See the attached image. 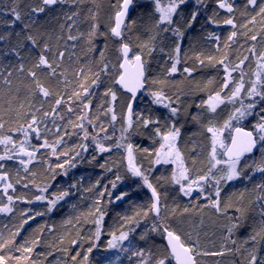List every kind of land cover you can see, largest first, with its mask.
Instances as JSON below:
<instances>
[{
  "label": "snow or ice",
  "instance_id": "obj_1",
  "mask_svg": "<svg viewBox=\"0 0 264 264\" xmlns=\"http://www.w3.org/2000/svg\"><path fill=\"white\" fill-rule=\"evenodd\" d=\"M81 0H39L38 3L31 5L29 11L22 14L19 0L11 7V15L13 20L10 21L12 26H15L17 22L20 24V31L15 33L9 32L6 34L0 33V41L7 42L14 35L16 37L15 46L11 48L3 49V55L7 56L14 53L19 59H23L21 56V49H24L26 45H30L35 48L40 46L42 51L38 56V61L33 65V68L46 67L49 71L46 73L49 77H55L58 75L57 69L61 67L59 63H55L50 60L48 56L44 53L49 52V46L47 43L39 45V41L36 36L32 34V29L38 23V17L50 10H54L57 5H78ZM193 0H151L153 5L154 13H156V18L153 22L152 27L149 31L152 33L148 41L142 42L137 45L138 48L142 50L140 52H133L132 47L129 42L125 40V36L128 32L131 31L132 26L135 25V20H129V10L130 8L134 9L136 0H117L118 7L116 8L115 14L113 17V24L109 27V32L112 37L117 38L120 43L117 48V51L120 53L119 59L122 61L118 67L123 71L118 73V77L115 79V83L119 84L127 92L131 93L129 101L126 105V110L123 115V120L125 126L121 128L120 141L127 139L125 135L128 133L134 124H138L145 129H149L150 133H154L156 136H159L162 141L159 150L156 152L155 163H173L176 165L177 171L172 173V182L180 186V191L185 196H190L194 191H198L202 198L209 200L210 203L204 205V207H211L215 210L216 213L226 214L228 208L233 207L229 203L221 206V192L228 182L239 180L244 177V172L247 169H253V171L245 179H251L252 176L256 173L264 174V115H260L259 121L253 126L255 133L253 131H244L241 127L237 126L242 120L246 117L254 114L255 109L259 107V113H264V51H261L259 54L256 52L255 45H252L248 51L257 56L256 66L257 71L253 73L254 79L246 80L245 77L247 73L244 70V63L249 59L248 56H244L242 59H239L238 63L231 64L226 63L228 60L227 53L224 54L222 58L216 60V57L209 55L205 58H201L203 53L196 54L195 59L199 64L203 65L205 59L212 63L216 61L219 65L222 66L224 76L222 82L219 85L218 90L209 94L206 102H201L198 107H206L207 111L211 113H216L217 109L224 104L232 105V111L228 115L227 119L224 121L221 127H216L211 122L208 123L206 131L211 133V149L208 156V166L207 170L195 169L196 160H192V168L186 166L184 157L178 147L179 139L181 136V128L177 126L176 118L179 117L181 113V97L179 94L169 96L161 87L160 90H148L147 94L152 97V103L155 105L162 106L165 109H168L170 117L165 121L163 127L164 131H161V120L152 115H144L139 111L133 110V104L137 102V93L145 89L146 84H159L161 86L169 83L165 79H146V65L148 60L145 59V53L143 49H147V55L151 56L152 52L156 51V42L160 37L161 33H170L171 37H175L173 40V47L170 52L166 53L168 59L172 61L170 66L166 70L167 76H172L173 74L179 71L178 65L181 63V46L183 44V38L185 36V31L187 29H192L194 24L197 22V17L200 15L199 9L201 7H207V0H194L196 5L195 10H190L189 15H184L183 7L192 3ZM216 6L218 9H224L227 13L232 14L237 9L234 7V4L230 0H216ZM251 8L255 10L252 14H249L248 9ZM219 13L213 11L212 16L207 18V22L210 24L219 25V21L215 19ZM248 17L243 24L239 27L246 29L243 33H238L237 31H231L228 36V41H233L238 34H242L247 39L256 41L258 36L249 28V25L255 26L257 24V17H260V23L264 25V0H246L244 5V11L241 13ZM80 16L78 10H73L70 13H64V18L69 21H73L72 25L68 26V36L67 39L75 41L82 36V33L73 35L71 33L72 27L75 26L76 17ZM98 13L91 12L90 19L93 23L90 26V30L87 34V43L89 44V51H93L92 47L93 39L99 35H106L99 32V24L96 22ZM225 25H230L232 29H236L238 25L235 22V16L230 15L223 19L222 21ZM64 25H61L63 28ZM252 32L253 34L249 35L248 33ZM208 38L219 41L220 37L214 33H208ZM162 43V41H161ZM242 46V45H241ZM107 45L105 44V48ZM225 48H229L230 44L225 42ZM217 50L220 49V45L216 44ZM161 53L165 52L164 47L160 49ZM131 53V56H130ZM64 57V52H59L56 54V58L59 61H62ZM101 66L99 71L95 73L89 69V73L85 74L84 69L81 68L78 70L77 78L80 81H87L89 75L93 77L91 80V85L86 86L85 83L81 82L79 87L82 91L73 90L72 93L68 96V99L65 100L64 96L56 94L55 99L52 102L51 110L43 111V117H52L53 128H48V122L44 119H38L36 113L41 112L44 102L53 95L52 91L46 87L38 77L36 71L32 69L27 70L28 76L32 77V86L29 87V91L33 97L41 96L40 107H35L31 102L28 103V108L33 109L34 111H29L26 115L29 117L28 121L25 124H20L17 128H9L8 131L20 132L23 134V139L16 141L13 140L11 135L2 134V130L5 129V122H3L2 117H0V145H3V151L0 153V183L3 184L2 192L3 195L7 197V203L3 206H0V213L11 214L15 211L13 204L16 200H21L24 203H34V202H44L46 204V209L44 211H36L34 214L29 215V210H21L20 212V221L14 230L9 229L8 236L5 237L3 232H0V264H37V261L32 260V253L34 249L40 245L41 237L43 235L44 225L39 226L35 229L37 235L31 238L24 239L23 243L17 245L16 237H18L21 231L24 230L25 225H28L31 220L36 219L38 216H43L47 213H51L57 206V204L64 200L70 195L69 190H60L56 193H49V188L52 187L51 183H47L44 186H39L35 184V181H32L34 187L37 188L39 194L35 195L34 199H25L24 197L9 195V190L11 189L15 192L14 184L9 180V173L4 171L6 164L5 161H15L20 166L25 173H29V166L34 163L41 162L42 158L37 156V153L40 151V148H46L50 150V155L55 156L58 160L60 156L69 157V152L67 149H64L57 152V148L64 141L65 135H68L67 128L64 129L63 134L56 136L53 141H49L46 136L41 135V127L46 132L49 133H60L61 128L56 125L55 121L57 119L64 120V115L58 114V109L61 104L66 105L67 112H73L74 109L71 106L73 98L78 100L82 105L83 114H77L76 122L72 121L70 118L68 120V125H71L73 128L81 129L83 133L82 139H89V131L85 127L83 121L87 120L88 124L93 125V121L88 118V111L90 110L91 99H88L87 103L84 102L82 97L89 96V88L91 86H98L100 83V73L103 72L108 74L107 63H103L105 60L104 52L99 53ZM185 59L187 56L185 55ZM19 72H24L25 67L23 63L17 65ZM115 67V66H114ZM7 68V66H3ZM194 69L190 67H184L182 72L187 74V76H192ZM233 73H237L236 76ZM12 71L7 72V76L4 77V83L10 85L11 81L8 77L12 76ZM0 76H3V69L0 68ZM59 76L63 77L64 73L60 72ZM213 81L209 80L207 83L211 84ZM64 83L67 85L70 83L66 78ZM231 85V87H230ZM105 96L110 97V106L103 113L104 115H110V121L115 122L117 120V113L115 111L114 102L117 100V95L111 88H109L105 93ZM249 101L245 103V101ZM237 103L239 106L237 107ZM175 105V106H173ZM21 108L24 107L23 104L20 105ZM259 113H256L259 115ZM135 116V120L133 117ZM98 118V117H97ZM193 120H198L199 116H193ZM233 121L236 124H233ZM151 125L155 127L150 128ZM100 132H106L107 129L103 124L99 125ZM225 129L234 132L235 135L231 138V143L228 144L224 141L223 132ZM34 134V137H33ZM75 134V133H74ZM93 135L91 137L95 148L98 149L100 153L112 151V146H106L97 139V136ZM31 138L36 140H42V144L35 145L32 144ZM105 139H111V136H105ZM257 144L260 145V151L262 158L259 162L253 160L252 163L245 162L241 166V158L246 153H252L254 149L257 148ZM76 147L81 148L83 151H87V145L81 144L76 145ZM116 148H123L127 153V170L131 173L133 177H139L144 186H146L151 192V202L145 207L142 205L135 206V211L132 215H124L120 217L121 223L116 227V229L109 230L104 233L103 221L107 215L105 205L111 204L119 201H123L128 195L127 192H120L113 197L112 191L109 190L108 185L103 187V190L97 194V198L94 200L92 208L86 214L92 217L91 223L95 225V231L93 236L87 239L89 247L86 250L87 254L83 256L82 264H89V255L93 251L94 247H98L99 240L102 233L107 234L110 239L107 241L108 250H116L117 253H130L136 257H139L138 264H170L172 260L175 261V264H201V261L198 257L202 256H224L226 252H240L241 249H228L226 245L223 246L224 250L219 251H208L202 250L200 246L199 237H193L191 232L181 233L180 231L174 229L170 224L165 222V217L161 216L162 208L167 210V205H161V193L158 192L157 188L149 181L148 175L141 171V168L136 165L134 162L133 156V145L130 143H117L114 145ZM218 148L222 149V153L218 154ZM143 151L147 152L148 149ZM79 151L75 152V155L70 156L63 162L57 163L55 166H48V171L51 173V179H55L56 175L61 174L64 176L68 175V168L75 167L73 161L76 159V156H80ZM218 155L221 157H227V159L218 158ZM95 159V156H93ZM224 165V167L216 169L218 166ZM104 167V165H101ZM56 169H63L62 173H56ZM111 168H107L106 171H111ZM194 173V174H190ZM17 175L19 176V170H17ZM30 175L35 177L37 173L35 171L30 172ZM122 181V178L119 174L115 176L114 180H111V189L115 190L117 188V182ZM16 183H21L20 179L16 180ZM211 185L214 198L211 194L205 195V186ZM76 184L70 183L69 188H76ZM97 186H99V181H97ZM24 188H28L29 184L24 183ZM92 189H89L91 191ZM252 191L256 193L252 203L255 204V212L259 217L258 229H253V233L244 241L245 244L251 243V249L244 248V251L247 252V264H264V255H260L261 246H264V182L257 183L252 188ZM47 194V195H46ZM106 197V199H105ZM230 200V198H229ZM239 205L235 206V212L239 213L236 217H229L230 226L227 227V235L225 237L231 244L235 245L237 241L232 238L234 231L243 226V222L246 219L245 212L246 208L243 206L244 193L239 194ZM202 210V209H201ZM185 213L189 212V208H184ZM149 214H153L155 218L151 227L145 232L139 235L140 241L149 242V233L157 234L163 237L166 240L165 251L162 255L155 256V254L150 249L136 248L134 240L130 239V236L135 233L136 228L139 227L142 219H146ZM139 218V219H138ZM67 224H72V220L69 219L66 221ZM7 228V225H5ZM51 231V230H50ZM79 236V231L77 232ZM125 241H128V245L124 244ZM61 244L64 242L62 239L59 241ZM79 243L77 239L71 241L72 245ZM51 247V245H49ZM5 249L8 251L5 252ZM67 251V249H63ZM15 253H20V255H15ZM80 256L79 251L71 257L72 261ZM119 259V256L116 257ZM56 264H60L59 261ZM103 264H108V259L103 262Z\"/></svg>",
  "mask_w": 264,
  "mask_h": 264
},
{
  "label": "trees",
  "instance_id": "obj_2",
  "mask_svg": "<svg viewBox=\"0 0 264 264\" xmlns=\"http://www.w3.org/2000/svg\"><path fill=\"white\" fill-rule=\"evenodd\" d=\"M16 2L17 0H0V33L2 34L9 32L15 33L16 31L21 30L19 22H17L15 26L10 24V21L13 20L10 10ZM38 2L39 0H19L22 14L29 11V7ZM230 2H232L237 9L232 14L227 13L224 9H218L216 6V0H207V7H201L199 9L200 15L197 17V22L192 29H187L185 31L183 44L181 46V63L177 66L179 71L175 73L174 76L166 75V70L172 63V61L168 59L166 53L171 51L175 37H171L170 33H161L156 42V51L153 52L152 59H158V62L156 63L157 66L153 69L158 75H160L159 79L174 77V79L179 80V83L177 82L176 84L177 89L180 91V107L183 110L181 119L183 122V129L180 127L181 139H185V137L187 138V129L189 131L192 130L190 120L192 117L193 105L196 101L201 100V98H207L209 94L215 91L213 89L215 87V82H212L211 84L207 83L211 79V73L216 77V81L219 85L224 76L222 66L216 63V61L209 63L205 59V63L201 65L195 59L196 54L203 53V56L201 57L202 59L212 55L216 57V60H219L225 53H227L228 60L226 63H229V61L232 62V59H235L238 63L239 59H242L244 56H248L249 59L251 58V53L248 49L254 44L252 40L247 39L242 34H238L233 41H228V36L231 31L235 30L238 33L246 31V29L239 27L248 18L241 15L244 11L246 0H230ZM114 5L118 7L117 0H81L78 5H57L54 10H50L37 18L38 23L31 31L39 41V45H43L44 43L48 44L50 51L44 54L48 56L50 60L61 65V67L57 69L58 75L55 77H49L46 75L49 71L46 67L42 66L38 69L33 68V65L38 61V56L42 51L40 46L33 48L30 45H26L24 49L20 50L21 56L23 57L21 60L16 57L14 53L7 56L3 55V49L15 46L16 37L14 35L7 42L0 41V68L3 69V76H0V117H2L3 122H5V129L2 130V134L11 135L13 140L16 141L22 140L24 138L23 134L15 131L9 132L8 129H15L20 124H25L29 119L26 114L29 111L35 110V108L29 109L28 103L31 102L38 108L43 99L41 96L33 97L31 95L28 86H32L33 89L34 86L32 85V77L27 74L28 69L36 71L41 82L53 93V95L47 98L44 102L41 112L36 113L38 119H44L48 122V128H53L52 117H43L42 112L51 110L52 102L55 99L56 94L64 96L65 100H67L73 90L82 91L79 87L81 82L85 83L86 86L91 85V80L93 79L91 75H89L87 81H80L76 74L81 68L84 69L85 74L89 73V69H91L93 73L99 71L101 66L99 53L101 51L104 52L105 56L103 63L109 65L108 74L103 72L100 73L99 85L91 86L89 88V96L82 97L85 103H87L88 99H91L90 110L87 115L88 118L93 121V124L97 126L93 127V125L88 124L87 120L83 121L85 127L89 131V139H82L83 133L81 129L73 128L71 125H68L69 118L76 122L77 114H83L82 105L75 98H73L71 103V106L74 109L73 112H67L66 105L64 104H61L60 108L57 110L58 114L62 113L65 117L64 120L57 119L55 121L56 125L61 128L60 133H49L41 127V135L46 136L50 142L53 141L56 136L63 134L64 129L67 128L68 135H65L64 141L57 148V152L59 153L60 151L67 149L69 157L75 155V152L77 151L81 153V155L76 156V159L73 161L75 167L66 165V168H68L67 176L58 174L54 180L51 179V173L48 171V166H55L57 163L63 162L69 157L60 156L58 160L55 156H51L50 150L46 148H40L37 156L41 157L42 160L39 163L30 165L29 173L23 172L22 166L15 161L3 162L6 164L4 171L9 173V180L15 186V192L10 189L8 193L9 195H13L14 197L20 196L30 200L34 199L35 195L39 193L37 188L32 184L33 180L36 185L41 187L47 183H51L52 187L49 188V193H56L62 189L70 191V195L60 201L51 213L38 216L36 219L31 220L28 225H25L24 230L21 231L20 235L16 237V244L19 245L23 243L24 239L37 235L35 229L39 226H45L43 228L41 243L31 254L32 260L37 261V264H56L57 261H59L60 264H82L83 256L87 254L86 250L90 246L88 240L83 238L90 239L95 231V225L92 223L91 225L88 224L92 217L82 215L89 211L85 199L88 188L92 187L97 190H103V187L108 185L109 190L112 191L113 197H115L116 194L122 191L127 192L131 186L138 182L139 187L136 189L138 192L137 194L132 193L133 191H130V193L127 192L128 195L123 201L105 205L107 215L103 221L104 233L109 230L114 231L121 223L120 217L124 215H132L135 211V206L142 205L146 207L151 202V192L143 185L139 177H133L127 170L128 161L127 158L125 160V154L123 153L124 149L114 147L117 143H130L133 145L134 152L138 150V154L143 155L142 150L146 141L149 140L146 133L150 130L145 129L138 124H134L135 128L125 134L127 139L120 141V139L118 140V138H116L115 126H113L110 121L111 114H103L110 106V97L104 95L109 88H111L117 95V100L114 102L115 111H124L125 105H127L129 101V96L114 82L118 77V73L121 72V69L118 67L121 63V60L119 59L120 53L117 51L120 41L117 38L112 37L109 32V27L113 24L112 18L116 10ZM182 7L185 16L189 15L190 10L196 9L194 0L192 3ZM73 10H78L80 16L74 18L75 26L72 27L71 33L73 35H77L78 33L83 34L75 41L67 39V29L69 25L73 24V21L64 18V13H70ZM214 10L219 13V15L215 17V19L220 22L218 26L207 22V18L212 16ZM254 11L255 10L251 8L248 9L249 14H252ZM91 12L98 13L96 22L99 24V32L106 34L99 35L93 39V51H89V44L87 43V34L93 23L90 19ZM156 15L151 0H136L135 7L131 10L128 17L129 20H135L136 23L132 26L131 31L125 36V40L130 43L133 52H140L142 49L138 48L137 45L148 41L150 35H152L149 29L152 27ZM230 15L235 16V22L238 25L236 29H232L230 25L222 23L223 19ZM260 20L261 18L257 17V24L255 26L249 25V28L253 29L258 38L264 36V25L260 23ZM61 25H64V27L61 28ZM208 33L218 35L220 37L219 41L208 38ZM248 34L251 35L253 33L249 32ZM225 42L230 44L229 48L224 47ZM105 44L107 45L106 48ZM216 44L220 45L219 50H217ZM160 46L164 47L165 52L158 56L157 52L159 51L160 53ZM59 52H64L62 61H59L56 58V54ZM143 52L145 53L144 58L148 60L147 49H143ZM185 55L187 56V59H185ZM20 63L24 64V72H19L18 70L17 65ZM3 66H7V68H3ZM184 67L194 69L192 76L189 77L182 72ZM255 67L256 64L254 63V59L253 62L246 61L244 63V70L247 73L246 80L254 78L253 73L257 71V67ZM146 69L147 76H150L154 71L152 69V63L149 62V60ZM8 71H12L13 73L11 77H8L11 81L10 85L4 83V77L7 76ZM60 72L64 73L63 77L59 76ZM65 78L70 81L67 85L64 83ZM163 90L165 92L167 91L165 89ZM146 91H148V84L146 86ZM168 95L170 96L169 93ZM248 102L249 101L247 100L245 101V103ZM21 104L24 105L23 108L20 107ZM253 111L254 113L259 112V107ZM101 124L107 129L106 132L99 131L98 126ZM237 126L248 127L252 131L254 130V127L249 125V123H240ZM152 127H155V125L150 126V128ZM97 133H99L97 139L101 140L106 146H112V151L100 153L98 149L95 148V144L91 137ZM130 133H134L135 136L133 137ZM202 135L203 134H200V136ZM105 136H111V139H105ZM230 136L231 131L224 134V139L228 141V138L230 140ZM31 142L32 144L40 145L43 141L31 138ZM81 144H86L88 146L86 152L81 148L76 147V145ZM3 147V145H0V153H2ZM256 154L257 153L254 155ZM254 155L248 156L244 159H248ZM93 156H95V159H93ZM101 165H104V167H101ZM107 168H111L112 170L106 171ZM17 170H19V176L17 175ZM32 171L37 173L35 177L30 175V172ZM63 171V169H56V173H62ZM141 171L148 175L149 181L157 188L158 192L161 193V205H167V210L162 208V212H164V216H166L165 222L170 224L174 229L178 230V222L186 223L191 217L200 213L198 207L207 211H214L211 207H204V205L209 204L210 201H206L193 195L185 197L188 200L187 204L185 201H181V199L175 198V201L172 199L170 200L166 197V193L162 191L163 188L160 187L161 180L158 177L159 169L143 165ZM117 174L121 176L122 181L117 182V188L112 190L109 182L114 180ZM167 175L169 176L170 173L167 172ZM133 178L136 179L132 182V180H134ZM17 179H20L21 183L17 184ZM97 181H99V186H97ZM24 183H28L29 187L24 188ZM70 183L76 184V188L70 189ZM2 188L3 184L0 183V206L7 203V197L3 195ZM167 193H169V191ZM211 196L214 198L213 195ZM240 203V201H237L234 205V209L235 206ZM244 203L245 201L243 202V206L247 208ZM184 204H186L188 206L187 208L190 210L187 213L183 211V209L186 208V205ZM13 207L15 211L11 214L0 213V232H3L5 237L8 236L9 229L14 230L15 226L18 225L21 218V210H29V215H32L36 211H44L46 209V204L44 202H34L29 204L24 203L21 200H16ZM169 211H171V213ZM68 213H70L71 216H67ZM213 213L218 219L224 218L222 217V214L216 215L215 211ZM169 214H171V218H167ZM238 215L239 213H236L235 210H229L227 212V216H232L233 218ZM153 217V214H149L145 219L146 222H151ZM245 217H250L247 211L245 212ZM69 219L72 220V224L66 223ZM227 220H229V218ZM142 222L139 227L136 228L135 234L141 227ZM5 225H7V228H5ZM247 230H249L248 227ZM247 230L244 228V231H246L247 234L252 232V230ZM78 231L79 236H77ZM104 233H102L100 237L98 247H94L97 251L95 255L99 254L98 250L107 249V246L105 247L104 243H106L105 240H109L110 237ZM61 239L64 241L62 244L59 242ZM73 239H77L79 243L72 245L71 241ZM159 241L161 244L158 249L161 248V253H164L166 241L161 236L159 237ZM151 244L155 247L154 240L150 242V245ZM49 245H51V247ZM63 249H67V251H63ZM7 251L8 250L5 249V252ZM78 251L80 256L76 261H72L71 257ZM94 252L93 249L89 255V264H98L99 260H95L97 258L96 256H94L95 259L93 258L94 260H92ZM18 254L20 253H15V255ZM156 255H158V253H156ZM242 259L243 258L235 260ZM9 264H12V262H9ZM29 264H31V261ZM170 264H175L174 260H172Z\"/></svg>",
  "mask_w": 264,
  "mask_h": 264
},
{
  "label": "rangeland",
  "instance_id": "obj_3",
  "mask_svg": "<svg viewBox=\"0 0 264 264\" xmlns=\"http://www.w3.org/2000/svg\"><path fill=\"white\" fill-rule=\"evenodd\" d=\"M253 42L254 44L252 45H255L257 54H259L261 51H264V36L258 38L257 41H253ZM157 54L158 56H160L161 52L159 53L158 51ZM152 55H153V52L151 56L147 55V58L149 62L152 63L153 65L152 68H155L156 67L155 64L158 62V59H152ZM253 59H254V63L256 64L257 56H254V55L252 56V54H251V58L247 60V62H250V61L253 62ZM229 62L231 64L237 63L235 59H232V62L231 61ZM155 72L156 71L154 70L150 76H147V80L159 79L160 75H158L157 72L156 73ZM233 75L236 76L237 74L233 73ZM172 76H174V74ZM210 76H211L210 80H213V82H215L214 83L215 87L213 89L216 91L218 90L217 87L219 88V83H217L216 77L212 73ZM165 79L169 81V83H166L163 86L159 84H148V90H158V89L160 90L162 87L163 89L167 90L166 93L167 94L169 93L170 96L174 97L175 95L179 94L180 91L177 89V84H176L179 80L174 79V77L165 78ZM138 99H137L138 104L136 103L134 112L139 111L144 115L150 114L156 118H159L161 120V131L163 132L165 130L163 125L165 121L168 120L170 117V113L168 109H165L162 106L153 104L152 97L147 94L146 90L144 91L143 94L139 96ZM207 99L208 97L205 99L201 98V100L196 101V103L193 105V108H192L193 112L191 115L192 117L198 115L199 119L193 120L191 117L190 126L192 125L191 126L192 130L189 131L187 129V138L186 137L185 139L180 138L179 143H178V147L180 148V151L184 157L186 166H188L189 168H192L193 167L192 160L195 159L196 160L195 169L197 171L199 170L206 171L207 166H208V156H209V152L211 149V133H208L206 131V127L208 126V123L211 122L216 127H221L224 121L227 119L228 115L232 111V105H229V104L221 105L217 109L216 113H211L207 111L206 107H198V105L201 102H206ZM236 106L238 107L239 104L237 103ZM125 110H126V105H125L124 111L116 110L117 120L115 122H111L113 126H115L114 127L115 135H116V138H118V140H119V135L121 133V128L125 126L124 120H123V115H124ZM182 112L183 110L181 108V113L179 117L176 118L177 126L181 128H182V123H183L181 120L182 114H183ZM256 113H259V112H255L253 115L246 117L240 123H249V125L254 126L259 121L260 115H264L262 113H259V115H257ZM133 119L135 120V116L133 117ZM233 124H236V122L233 121ZM133 128H135V125H133ZM253 131L255 133V130ZM228 132H230V130L228 129L224 130L223 137H222L223 139H224V134ZM130 134H132L133 137L135 136L134 133H130ZM146 134L148 135L149 140L146 141V144L143 150L148 149V151L145 152L142 150L143 155L138 154V150L135 152L133 151L134 162L140 168H142L143 165H145V166H149V167L152 166L153 168L159 169L158 177L161 180L160 187L163 188L162 191L166 193V197L169 198L170 200L172 199L173 201H175V198L181 199V201H185L187 204L188 200L185 197H189V196H185L180 191V186L172 182V179H171L172 173L174 171H177L176 165L173 163L157 164L154 162L156 159V152L159 150L162 141L160 140L159 136H156L154 133H150V131ZM200 134H203V135L200 136ZM224 141L226 143H229L228 142L229 138H228V141H226V139H224ZM123 151H124L123 153L125 154V160H126L127 153L125 152V150ZM219 151L220 153H222L223 150L218 148V154H219ZM218 158H222V157L218 155ZM261 158H262V155H261L260 145H259V149L256 155L248 159H241V166H243L245 162L252 163L253 160H255L256 162H259ZM221 167H224V165L218 166L216 171H218L219 168ZM252 171L253 169H247L244 172V177H247ZM167 172L170 173L169 176L167 175ZM190 174H194V173H190ZM244 177H242L239 180L228 182L227 185L224 187L223 191L221 192V196H220L222 207L225 205V203H229V202L233 205V207L228 208L227 211H229V210H235L234 205L237 201H239V194L241 192L244 193V201H245L244 204L245 206H247V208L246 207L245 208H246L248 215H250V217H246V219L243 222V226L234 231L232 238L237 241L235 245L231 244L228 240L225 239L227 235L226 229L227 227L230 226V221L225 218L218 219L217 217H215L213 213L215 210L212 212L211 210H208V214L210 215L209 220L206 219L207 217L206 214L197 213L196 215L191 217L186 223H179L178 221H177L178 223L176 222L178 224V231H180L181 233L191 232L193 234V237H196V236L199 237L200 246L202 250H208V251L224 250L223 248L224 245H226L228 249H241L240 252H226L224 256L198 257V259L201 261V264H247L248 256H247V252L244 251V248L251 249L252 244L251 243L245 244L244 241H246L247 238L253 233V227L255 229H258L259 227V224H258L259 217L256 215V212H255L256 206L255 204L252 203V200H254L256 193L252 191V188L254 187L255 184L264 182V174L256 172L250 180L245 179ZM133 179L134 180H132V182L135 181L136 178H133ZM138 187H139L138 182H136L133 186L129 188L127 192L130 193V191H133L132 193L137 194L138 192L136 191V189ZM89 189H92V190L89 191ZM100 191L102 190H97L92 187L87 189L85 199L87 201V206L89 209L93 205L94 200L97 198V194ZM148 191L150 190L148 189ZM168 191L169 193H167ZM208 194H211L214 196V192H213L211 185L205 186V195H208ZM192 195L198 198H202L201 194L198 191H194L193 193H191L190 196ZM206 201H209V200H206ZM186 207L188 206L186 205ZM169 212L171 213V211ZM215 214L217 215L220 213L215 212ZM67 216H71V214L68 213ZM161 216L166 217L164 216V212L162 211H161ZM167 218H171V214H169ZM154 219H158V218L153 217L151 222H146L145 219H142L143 222H142L141 227L138 229L136 234L134 233L130 236V239L134 240L136 248L150 249L155 254V256H159L163 254L161 253L162 252L161 248L158 249V247L161 244L159 241V237H160L159 235L154 234V233H149V242L147 243L145 241L139 240V235L151 227V224ZM90 221L88 222V224L91 225ZM247 227L249 228V230H247ZM244 228H246L247 231L252 230V232L247 234L246 231H244ZM153 240L155 242V247L154 245L150 246V242ZM107 241L108 240H105L106 243L103 242L105 244V247L107 246ZM124 244L127 246L128 241H125ZM93 249L95 252H94V255L92 256V260H94L95 259L94 256H96L97 258L95 260L96 261L99 260L98 264H103V262L106 261V258L108 259V264H138L139 262V257L131 255L130 253H117L116 250H108L105 248L104 250L97 249L99 254L95 255L97 251H96V248H93ZM156 253H158V255H156ZM260 255H264V246H261ZM117 256H119L118 260L116 259ZM239 258L240 259L243 258V259L235 260Z\"/></svg>",
  "mask_w": 264,
  "mask_h": 264
},
{
  "label": "water",
  "instance_id": "obj_4",
  "mask_svg": "<svg viewBox=\"0 0 264 264\" xmlns=\"http://www.w3.org/2000/svg\"><path fill=\"white\" fill-rule=\"evenodd\" d=\"M131 10H132V8H130V10H129V14H130ZM130 56H131V53H130ZM121 62H122V61H121ZM121 71H123V70L121 69ZM118 86L122 89V91H123L125 94H127V95L130 97L131 93L127 92V91H126L125 89H123L119 84H118ZM145 90H146V85H145V89H144V90H141L140 92L137 93V99L139 98V96H140L141 94L144 93ZM135 105H136V103L133 104V110L135 109ZM239 127H241L244 131H252V130L249 129L248 127H243V126H239ZM254 134H255V133H254ZM233 135H235V133H234V132H231V136H230V140H229V143H228V144L231 143V138H232ZM258 149H259V144H257V148L254 149V150L252 151V153H246L241 159H244V158H246V157H248V156L254 155L255 153L258 152ZM224 159H227V157H224ZM165 241H166V240H165ZM174 262H175V261H174Z\"/></svg>",
  "mask_w": 264,
  "mask_h": 264
},
{
  "label": "bare ground",
  "instance_id": "obj_5",
  "mask_svg": "<svg viewBox=\"0 0 264 264\" xmlns=\"http://www.w3.org/2000/svg\"><path fill=\"white\" fill-rule=\"evenodd\" d=\"M161 47V46H160ZM160 49V48H159ZM156 65V64H155ZM153 66V65H152ZM157 66V65H156ZM161 67H162V65H161ZM153 69V68H152ZM146 79H147V73H146ZM146 86H147V84H146ZM136 106V105H135ZM198 129H199V127H198ZM198 209H200V213H204V214H206L207 215V217H206V219L207 220H209V218H210V215L208 214V211L207 210H204V209H202L201 210V208H199L198 207ZM228 212V211H227ZM227 214V213H226ZM226 214H222V217H224L225 219H228L230 216H226ZM150 246H152V244L150 245ZM151 248V247H150Z\"/></svg>",
  "mask_w": 264,
  "mask_h": 264
}]
</instances>
